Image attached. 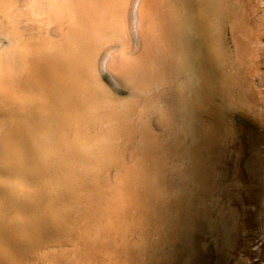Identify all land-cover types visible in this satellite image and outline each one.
I'll return each instance as SVG.
<instances>
[{
	"label": "bare ground",
	"instance_id": "bare-ground-1",
	"mask_svg": "<svg viewBox=\"0 0 264 264\" xmlns=\"http://www.w3.org/2000/svg\"><path fill=\"white\" fill-rule=\"evenodd\" d=\"M0 264H264V0H0Z\"/></svg>",
	"mask_w": 264,
	"mask_h": 264
},
{
	"label": "water",
	"instance_id": "water-1",
	"mask_svg": "<svg viewBox=\"0 0 264 264\" xmlns=\"http://www.w3.org/2000/svg\"><path fill=\"white\" fill-rule=\"evenodd\" d=\"M0 185H1V183H0Z\"/></svg>",
	"mask_w": 264,
	"mask_h": 264
}]
</instances>
